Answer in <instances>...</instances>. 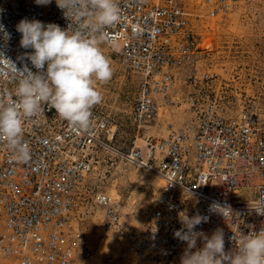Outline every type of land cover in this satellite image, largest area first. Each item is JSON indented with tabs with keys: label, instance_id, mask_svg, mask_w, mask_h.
<instances>
[{
	"label": "built area",
	"instance_id": "built-area-1",
	"mask_svg": "<svg viewBox=\"0 0 264 264\" xmlns=\"http://www.w3.org/2000/svg\"><path fill=\"white\" fill-rule=\"evenodd\" d=\"M249 1L117 0L122 20L104 37L113 43L104 44L134 84L129 114L136 127L146 130L174 109L183 108L187 119L166 136L146 134L124 149L112 143V118L100 102L86 130L43 106L35 122L24 124L29 161L0 144V264H92L80 225L93 209L102 213L100 239L120 246V264H180L187 244L174 232L183 227L182 212L208 217L196 228L208 237L221 229L225 252L238 249L236 235L264 229V216L253 209L264 198V115L234 108L218 78L200 64L207 52L198 25L224 20ZM25 18L68 25L55 0H0V23L11 37L5 46L0 33V48L18 69L17 57L32 51L20 47L16 31ZM3 87L15 85L0 82ZM102 150L162 183L138 231L121 224L114 197L90 186ZM213 203L231 213L210 212ZM203 246L198 239L196 249Z\"/></svg>",
	"mask_w": 264,
	"mask_h": 264
},
{
	"label": "clouds",
	"instance_id": "clouds-1",
	"mask_svg": "<svg viewBox=\"0 0 264 264\" xmlns=\"http://www.w3.org/2000/svg\"><path fill=\"white\" fill-rule=\"evenodd\" d=\"M52 0H35L37 5H48ZM66 28L58 24H45L39 20L22 19L16 25L21 33L20 47L25 51L17 60L23 65L18 69L0 48V82L14 84V89L0 88V144H6L19 161L31 159V148L24 139V124L35 122L43 106L55 112L73 127L86 130L92 119L93 107L101 101L97 82L111 79L110 60L101 51V44L108 29L122 20L117 0H55ZM0 33L5 46L10 34L0 23ZM24 61L30 62L33 72ZM264 216V198L253 208ZM210 212L231 213L229 208L213 203ZM208 217L199 214L189 217L180 213L183 227L174 237L186 242L180 264H264V229L258 233L239 235L238 249L225 252L224 233L217 229L211 237L196 231ZM204 246L196 249L197 240ZM193 249H196L193 251Z\"/></svg>",
	"mask_w": 264,
	"mask_h": 264
},
{
	"label": "rangeland",
	"instance_id": "rangeland-1",
	"mask_svg": "<svg viewBox=\"0 0 264 264\" xmlns=\"http://www.w3.org/2000/svg\"><path fill=\"white\" fill-rule=\"evenodd\" d=\"M206 22L198 26L204 40L202 48L207 52L200 64L218 78L234 108H252L264 115V0H250L249 4L234 8L224 20ZM101 51L110 60L113 74L109 81L97 82L95 86L101 93L103 111L112 118L115 146L128 149L139 144L143 135L163 137L181 126L187 119L183 108L163 111L150 128L138 129L129 114L134 84L104 43ZM95 159L90 186L116 199L125 228L140 230L151 199L162 183L107 151H100ZM92 216L80 225L93 252L92 263L120 264V246L99 237L102 213Z\"/></svg>",
	"mask_w": 264,
	"mask_h": 264
},
{
	"label": "bare ground",
	"instance_id": "bare-ground-1",
	"mask_svg": "<svg viewBox=\"0 0 264 264\" xmlns=\"http://www.w3.org/2000/svg\"><path fill=\"white\" fill-rule=\"evenodd\" d=\"M215 19H216V18H215ZM215 19H209V20H207V21L210 22V20H213V21H214ZM206 23H207V22H206V19H204V20L200 23L201 25H200V24H199V25L202 26V25H205ZM199 25H198V26H199ZM204 27H205V26H204ZM203 41H204V40H203ZM203 41H202V43H204ZM201 46H203V44H202ZM208 47H209V45H208ZM202 49H203V48H202ZM111 131H112V130H111ZM92 213H93V214H92L93 216H92V215H90V216H92L93 218L97 217L98 214H99V216H100V214H101L100 209H93V210H92ZM100 218H101V217H100ZM100 228H101V227H100ZM92 264H93V263H92Z\"/></svg>",
	"mask_w": 264,
	"mask_h": 264
}]
</instances>
